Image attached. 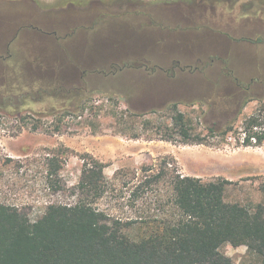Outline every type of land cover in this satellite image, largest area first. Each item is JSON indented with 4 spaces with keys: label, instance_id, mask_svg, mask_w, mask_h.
Masks as SVG:
<instances>
[{
    "label": "rangeland",
    "instance_id": "374dc122",
    "mask_svg": "<svg viewBox=\"0 0 264 264\" xmlns=\"http://www.w3.org/2000/svg\"><path fill=\"white\" fill-rule=\"evenodd\" d=\"M209 52L223 56L193 71L158 68L154 78L109 65L142 56L125 63L159 67L151 62ZM33 53L59 55L61 66L35 64ZM81 65L102 70L83 80ZM172 103L203 143L147 139L170 125ZM251 114L264 115V0H0V203L31 219L49 203H74L92 161L105 165L93 205L112 217H168V177L145 184L162 170L229 180L226 201L264 206V145L237 146ZM50 160L58 171L48 176ZM221 251L235 263H260L243 245Z\"/></svg>",
    "mask_w": 264,
    "mask_h": 264
},
{
    "label": "trees",
    "instance_id": "16d2710c",
    "mask_svg": "<svg viewBox=\"0 0 264 264\" xmlns=\"http://www.w3.org/2000/svg\"><path fill=\"white\" fill-rule=\"evenodd\" d=\"M134 67H142L148 74L159 68L124 63L119 69ZM171 71L164 70L168 76L173 75ZM231 75L230 70L225 73L239 85ZM87 76L82 73L81 79L86 80ZM167 111L170 125L157 126L147 139L203 143L205 138L192 132L176 103L170 104ZM150 123L144 121L143 125L147 129ZM243 124V137L237 146L264 145V115L251 114ZM231 130L232 126H227L218 133L225 137ZM208 131L216 132L211 127ZM132 137L137 139L140 135ZM50 164L48 176L58 171L54 160ZM104 167L98 161L85 166L74 186L78 192L75 202L49 203L36 219L22 208L0 203V264H240L221 251L225 243L246 246L250 253L259 256V264H264V206L248 208L226 201L224 193L229 180L218 177L203 182L161 169L145 184L168 177L170 196L165 205L173 209L170 215L161 219H121L93 205L104 191Z\"/></svg>",
    "mask_w": 264,
    "mask_h": 264
},
{
    "label": "crops",
    "instance_id": "0c3cea01",
    "mask_svg": "<svg viewBox=\"0 0 264 264\" xmlns=\"http://www.w3.org/2000/svg\"><path fill=\"white\" fill-rule=\"evenodd\" d=\"M52 54V55H51ZM50 55H45V54H40L39 56L38 55H36L35 53H33V54H29L28 56H30V55H32V56H34L36 59H38V60H35L34 62H35V64H36V61H37V63L39 62V63H41L42 64V66H49V65H51L53 68H54V70L56 69H58L60 66H61V63H60V58H59V55H53V53H51ZM48 56V57H47ZM215 56H220V57H222L223 56V54L221 53V52H209V53H207L206 55H196L191 61H181V59L179 58V57H173V59H172V61L168 64V65H162V66H160V64L158 63H154L153 61L151 62L152 64H154V65H157V66H159V68H167L168 66H170L171 64L173 65L174 63H176V64H180L181 66H191L192 64H195V63H201L202 62V60H205L206 58H214ZM142 56H137V57H132V58H129V59H125V60H123V59H120V60H114L112 63H110L109 65H113V64H124L125 62H130V61H132L131 59H134V60H136L137 58H141ZM142 58H144V57H142ZM145 59V58H144ZM150 62V61H149ZM77 65V62L76 63H73L72 65ZM108 65V66H109ZM179 65V66H180ZM76 68V70H78L79 69V71H80V73H88L89 74V71H90V73H92V74H95V75H98V74H96V72H98L99 73V71H101L102 70V68L100 67V66H98V65H91V66H87V67H83L82 65L81 66H79V67H75ZM101 68V69H100ZM92 71V72H91ZM157 73H159V72H154V73H152V74H149L150 76V78H154V77H156L158 74ZM169 76H167V78L166 79H169L168 78ZM258 157H260L261 158V156L258 154ZM253 162L251 161V164H252ZM244 165V164H243ZM250 165V164H249ZM251 166V165H250ZM250 168H252V166L250 167ZM253 170V169H252Z\"/></svg>",
    "mask_w": 264,
    "mask_h": 264
}]
</instances>
